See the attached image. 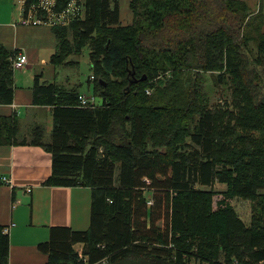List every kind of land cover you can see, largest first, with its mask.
I'll return each mask as SVG.
<instances>
[{"label": "trees", "instance_id": "1", "mask_svg": "<svg viewBox=\"0 0 264 264\" xmlns=\"http://www.w3.org/2000/svg\"><path fill=\"white\" fill-rule=\"evenodd\" d=\"M132 1L136 25L122 24L118 0H80L84 16L53 27L57 66L92 44L89 82L101 105L35 78V104L53 108L51 141L32 129L52 153L44 184L92 192L90 228L52 227L39 244L46 264H264L263 19L247 30L253 16L235 0H146L140 10ZM17 52L0 45V104L14 100ZM209 74L231 89L234 109L210 108ZM19 134L16 114L0 116V145ZM217 182L226 185L218 206ZM236 197L251 201L250 225ZM5 228L0 264H9Z\"/></svg>", "mask_w": 264, "mask_h": 264}, {"label": "crops", "instance_id": "2", "mask_svg": "<svg viewBox=\"0 0 264 264\" xmlns=\"http://www.w3.org/2000/svg\"><path fill=\"white\" fill-rule=\"evenodd\" d=\"M25 2L0 0V45L28 56L27 66L14 71L13 103L0 104V116L16 114L20 120L19 142L0 145V225L10 226L9 264H46L49 255L39 249V244L50 238L52 227L90 228L92 192L89 186L44 184L52 174V153L45 145L33 143L32 129L41 125L43 142H50L53 108L35 104V78L40 76L41 82H56L68 88L79 87L69 77L61 79V69L65 70L66 65L51 62L59 47L53 26L22 21ZM91 93L89 84V92L82 94ZM44 111L48 113V130L38 117ZM24 120L26 127L22 130ZM4 176L11 183L5 182ZM28 188L32 191L28 192ZM75 247L81 251L83 244Z\"/></svg>", "mask_w": 264, "mask_h": 264}, {"label": "rangeland", "instance_id": "3", "mask_svg": "<svg viewBox=\"0 0 264 264\" xmlns=\"http://www.w3.org/2000/svg\"><path fill=\"white\" fill-rule=\"evenodd\" d=\"M117 0H113L115 2ZM139 2L138 9L140 10L141 3L145 2L146 0H136ZM240 1L239 6L244 8L245 5L247 7V10H241L245 14L249 13L252 17L250 21L247 20L246 28L247 30L251 31V28L255 26L256 22L257 25L259 22H261V19H263L264 23V0H235ZM120 7H121V20L122 24L128 25V24H137V21L135 19L133 10L130 7V4L133 2L132 0H118ZM137 2H136V8H137ZM261 11V12H259ZM259 12V13H258ZM258 13V14H257ZM262 13L263 15H260ZM255 15H259L256 17ZM138 18V17H137ZM256 18V19H255ZM136 21V22H135ZM251 22V23H250ZM35 25V24H34ZM246 30V29H245ZM252 32V31H251ZM244 33V29L241 31V36ZM109 45V44H105ZM92 44L87 45L84 49L81 50L80 53H73L70 55V64L65 66V70L61 69V79L68 78L69 81H71L73 84H77L79 87L80 93H88L89 92V84L92 90V83H89L90 76L94 72L92 64H91V52H92ZM250 46L252 47L253 53L256 54L257 51V45L254 40L251 41ZM93 63V61H92ZM27 64L25 65V67ZM24 67V68H25ZM22 69V68H21ZM170 75V74H168ZM158 78V77H157ZM156 78V79H157ZM217 75H210L208 77V83L206 85L207 89V95H209V105L212 109H227V106H230V109H234V105L232 104V98H231V89L228 88L227 85L222 83H217L216 81ZM128 86V85H127ZM151 89V88H150ZM152 90V89H151ZM149 91V90H148ZM147 91V92H148ZM81 93V94H82ZM149 93V92H148ZM151 93V91H150ZM89 99L90 105L98 106L102 104V98L98 97L97 94H94L93 92L91 94H83ZM31 117V116H30ZM39 119L43 121V125L45 126V129L48 130V113L47 111H44L43 114H39ZM25 121L22 124V130H25ZM32 129V127H31ZM215 189L219 191V193L215 197V204L218 206V202L220 199L223 198L222 191L226 189V185L221 183L215 184ZM231 204L235 207L237 210L239 216L244 220V222L247 225L251 224L252 220V203L250 200L236 197L230 200ZM80 249V247H78ZM82 250V249H81Z\"/></svg>", "mask_w": 264, "mask_h": 264}, {"label": "built area", "instance_id": "4", "mask_svg": "<svg viewBox=\"0 0 264 264\" xmlns=\"http://www.w3.org/2000/svg\"><path fill=\"white\" fill-rule=\"evenodd\" d=\"M57 7L58 0H38V2L31 4L27 8L25 6L22 21L35 25L46 24L53 27H65L84 16L85 9L80 0H72L63 10H58ZM11 60L14 69H21L28 63V56L23 52H17V54L12 56ZM148 92L150 93V90ZM80 101L84 106H94V102L93 105H90L89 99L83 94L80 95ZM3 180L11 183L5 176ZM27 191L31 192L32 189L28 188ZM5 232H10V226L5 228Z\"/></svg>", "mask_w": 264, "mask_h": 264}, {"label": "bare ground", "instance_id": "5", "mask_svg": "<svg viewBox=\"0 0 264 264\" xmlns=\"http://www.w3.org/2000/svg\"><path fill=\"white\" fill-rule=\"evenodd\" d=\"M17 54V53H16Z\"/></svg>", "mask_w": 264, "mask_h": 264}]
</instances>
